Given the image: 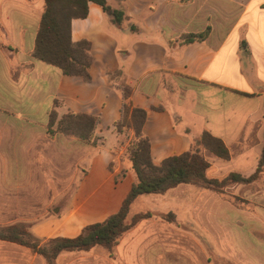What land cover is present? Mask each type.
I'll return each instance as SVG.
<instances>
[{"label": "crops", "instance_id": "crops-1", "mask_svg": "<svg viewBox=\"0 0 264 264\" xmlns=\"http://www.w3.org/2000/svg\"><path fill=\"white\" fill-rule=\"evenodd\" d=\"M106 1L123 11L121 26L93 2L85 18L70 23L71 41L90 43L85 81L32 56L43 0H0V225L28 222L41 241L76 237L115 213L130 190L134 175L126 148L132 131L114 128L123 102L120 82L131 89L132 105L146 112L142 133L155 165L187 152L191 140L207 132L228 151L227 159L203 151L207 177H248L264 147V0ZM205 30L203 41L179 40ZM52 109L59 117H97L95 145L48 137ZM64 147L81 151L68 177V198L56 213L32 221L36 213L20 211L19 204L42 195L35 166ZM146 211L172 213L174 221L153 215L124 233L111 255L102 247L66 251L56 264H186L188 228L264 229V172L224 194L179 184L164 194L141 195L130 215ZM243 244L253 245L257 264H264V237ZM0 264L44 262L23 246L0 241Z\"/></svg>", "mask_w": 264, "mask_h": 264}, {"label": "trees", "instance_id": "trees-1", "mask_svg": "<svg viewBox=\"0 0 264 264\" xmlns=\"http://www.w3.org/2000/svg\"><path fill=\"white\" fill-rule=\"evenodd\" d=\"M44 8L38 30L35 35L32 56L42 62L58 68L67 76H78L89 81L88 68L91 64L90 43L82 40L73 43L70 39V23L72 19H82L87 16L88 3L93 2L111 15V21L121 26L126 19L120 8H112L106 0H43ZM131 30H135L131 28ZM208 30L197 34H184L179 40L183 44L203 41ZM118 87L122 94L120 119L114 124L116 133L132 131V141L126 148L134 181L123 199L120 208L101 222L82 228L74 238H54L41 241L35 238L30 230V224L18 222L0 226V241L14 243L27 248L39 255L46 264H54L61 252H88L95 247L106 249L112 254V249L128 230L141 220L159 215L167 221H174L172 213L154 214L140 212L129 217L132 203L141 195L164 194L167 190L179 184H190L200 189H207L218 194H224L226 187L233 184H246L256 181L264 172V147L254 172L243 177L237 173H228L224 177L209 178L206 171L209 163L203 157V151L212 153L222 159L228 158V151L223 143L203 132L191 140L190 149L177 156H172L155 165L150 158L148 139L142 133L146 112L136 108L130 102L131 89L120 82ZM58 102L54 101V106ZM98 118L86 114L66 113L58 117L52 109L48 114L46 134L52 137L55 132L73 136L83 142H90ZM236 201H241L235 198Z\"/></svg>", "mask_w": 264, "mask_h": 264}, {"label": "rangeland", "instance_id": "rangeland-1", "mask_svg": "<svg viewBox=\"0 0 264 264\" xmlns=\"http://www.w3.org/2000/svg\"><path fill=\"white\" fill-rule=\"evenodd\" d=\"M40 118L38 117L37 120H40ZM55 134L76 139L73 136L62 133L55 132ZM61 138L57 141L58 144H61ZM76 141L86 143L78 139ZM96 141L97 138L93 137L92 141L87 142V144L93 146ZM62 149L59 150L60 158L56 152H53L48 163L35 166V171L41 173L40 177L42 180L38 184H41L40 192L42 195L28 196L25 198V202L19 204L20 211H27L28 215L31 214L30 212L36 213L32 221L56 213L68 198V190L66 188L68 177H72L74 164L81 151L76 148H73V151V149L67 147ZM13 166L15 165L9 166V171H13ZM21 171H23V166H21ZM71 184L73 185L74 183ZM25 223L28 224V222ZM203 225L202 229L188 228L190 237L187 239L185 249L186 264H257L259 257L257 251L253 252L252 250L254 246L243 243L250 237H264V229H259L258 227L249 229L245 224H219L216 228L211 227L212 224ZM180 256L182 260V250ZM43 262L46 264L44 260ZM54 264H56V260Z\"/></svg>", "mask_w": 264, "mask_h": 264}]
</instances>
